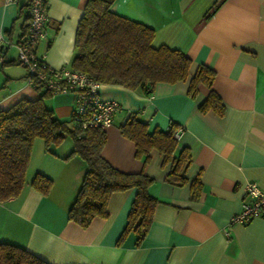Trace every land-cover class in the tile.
<instances>
[{"label":"crops","instance_id":"crops-1","mask_svg":"<svg viewBox=\"0 0 264 264\" xmlns=\"http://www.w3.org/2000/svg\"><path fill=\"white\" fill-rule=\"evenodd\" d=\"M85 2L48 0L49 21L37 53L50 65L71 66ZM109 9L152 28L154 46L166 45L188 56L190 75L199 64L212 68L211 88L221 100L222 113L202 111L199 104L209 88L199 85L191 97L188 80L157 82L148 93L101 83L100 95L120 104L102 127L106 139L101 156L123 172L152 178L147 190L157 203L145 236L137 244L130 231L116 243L134 188L113 192L108 215L93 218L86 227L68 220L85 162L77 154L64 159L72 149L69 137L51 151L44 150L39 138L34 172L28 171L31 153L21 193L0 201V242L19 245L50 264H264V216L231 221L245 198L247 181L264 192V0H113ZM26 14L25 0H0L4 34L12 39L21 35ZM11 48L0 63L1 110L21 98L37 99L44 90L26 82L25 69ZM44 102L58 120H71V94L49 93ZM132 113L149 131L181 127L172 136L174 154L185 148L190 155L184 184L167 178L170 164L162 163L157 149L149 151L146 161L135 156V144L120 132ZM36 173L52 180L46 195L30 185ZM193 179L200 183L196 197L190 195Z\"/></svg>","mask_w":264,"mask_h":264},{"label":"trees","instance_id":"trees-1","mask_svg":"<svg viewBox=\"0 0 264 264\" xmlns=\"http://www.w3.org/2000/svg\"><path fill=\"white\" fill-rule=\"evenodd\" d=\"M112 1L86 0L75 29V54L70 67L88 73L100 83L140 88L145 93L151 91L157 82L188 80L187 94L194 97L198 86L205 85L209 92L199 108L202 111L212 108L222 113L221 100L211 88L213 69L199 64L190 75L191 59L188 56L166 45L154 46L153 29L112 12L109 9ZM49 93L44 89L37 99L21 98L7 109H0V201L21 193L35 138L42 140L45 151H51L69 137L72 149L64 159L77 154L86 167L67 210V219L86 227L93 218L108 215L107 203L113 192L134 188L127 220L116 243L120 244L132 231L138 244L150 226L157 203L147 190L152 178L143 172H123L109 164L101 156L106 139L102 128L82 127L72 116L69 122L58 120L44 102ZM172 130L173 127L166 131H149L147 124L135 113L120 126L121 134L135 144L137 158L144 156L146 161L149 151L157 149L162 155V163L170 164L167 178L182 185L186 182L184 172L190 163V155L185 148L174 154L177 142ZM51 184V178L42 173L34 174L30 181L31 187L43 195L49 192ZM190 186L191 197H196L199 181L193 179ZM0 264L50 263L19 245L1 241Z\"/></svg>","mask_w":264,"mask_h":264},{"label":"built area","instance_id":"built-area-1","mask_svg":"<svg viewBox=\"0 0 264 264\" xmlns=\"http://www.w3.org/2000/svg\"><path fill=\"white\" fill-rule=\"evenodd\" d=\"M16 2L17 0H5ZM48 0H25L26 26L23 35L14 39L4 34L0 28V63L5 60L8 48L16 49L17 61L25 69V80L32 87L40 86L53 93H69L72 96V118L82 127H103L111 122L112 114L120 104L115 99L103 98L99 89L101 83L88 73L67 65L52 66L42 54L37 53V43L45 37V27L49 21ZM181 131L177 127L172 133ZM253 216H264V192L252 181L245 183V198L231 221L246 222Z\"/></svg>","mask_w":264,"mask_h":264},{"label":"rangeland","instance_id":"rangeland-1","mask_svg":"<svg viewBox=\"0 0 264 264\" xmlns=\"http://www.w3.org/2000/svg\"><path fill=\"white\" fill-rule=\"evenodd\" d=\"M12 49V48H11ZM11 51H13V50H11ZM39 141H40V139L39 138H35V140H34V142H33V144H32V147H31V153H33V159L31 160V164H30V166H29V169H28V171H29V173H33L34 172V168L37 166V162H39V159H38V156H37V153H36V149H37V143H39ZM64 141V140H63ZM62 141V142H63ZM67 142H64L63 144H61V146H60V148L63 146V145H65ZM39 146V145H38ZM59 148V149H60ZM34 151V152H33Z\"/></svg>","mask_w":264,"mask_h":264}]
</instances>
